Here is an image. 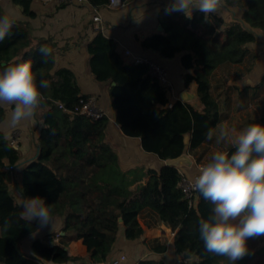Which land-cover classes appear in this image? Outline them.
Instances as JSON below:
<instances>
[{
  "label": "trees",
  "instance_id": "obj_1",
  "mask_svg": "<svg viewBox=\"0 0 264 264\" xmlns=\"http://www.w3.org/2000/svg\"><path fill=\"white\" fill-rule=\"evenodd\" d=\"M86 1L93 8L105 7L110 2ZM11 2L20 6L25 16L34 17L30 10L32 0ZM224 2L243 9L240 21L224 25L216 18L206 22L200 12L188 19L179 12L166 14L163 11L160 17L162 31L141 42L143 49L157 51L165 59L181 54L183 68L192 71L183 75L185 86L195 83L202 111L180 100L169 105L164 90L149 74L148 67L124 62L115 43L101 33L87 45L89 72L95 82L109 85L115 123L126 137L140 139L145 153L163 162L194 151L206 141L208 128L215 127L220 119L218 106L210 93L208 76L219 64L242 63L247 55L246 46L257 40L255 31L264 33V0ZM4 14L0 8V15ZM42 45L52 49L47 63L43 62L39 51ZM53 48L50 39L33 41L29 29L16 21L11 35L0 42V69L14 61L30 60L37 84L41 79L50 84L49 88L41 89L44 99L38 108L45 113L34 140L37 154L23 164L19 182L13 186L21 202L16 201L15 193L6 181L7 169L19 166L21 155L0 132V264H104L111 259L120 228L124 229V238L128 241L143 237L138 219L145 211L176 231L175 255L192 256L195 259L192 264H231L225 257L204 251L198 221L208 217L213 205L198 192L197 206L189 205L178 186L182 175L177 168L164 166L159 172L149 170L148 181L141 189L121 190L107 184L99 174L97 164L85 165L67 155L59 127L61 122L69 123L71 141L80 147L105 126L107 119L91 122L77 114L50 112L55 102L73 110L80 100L88 98L82 94L70 70L54 68ZM3 118L0 108V123ZM253 123L264 124V119L249 122ZM185 135H189L188 146L184 142ZM34 196L45 199L53 218H61L63 226L61 234L31 240L29 250L25 251L24 241L38 232L39 225L28 224L20 218L21 205L26 197ZM75 241H81L86 248V259L68 256L66 247ZM151 250L163 253L166 244L161 240L151 246ZM247 261L244 257L236 264ZM136 264L164 262L144 259Z\"/></svg>",
  "mask_w": 264,
  "mask_h": 264
},
{
  "label": "crops",
  "instance_id": "obj_2",
  "mask_svg": "<svg viewBox=\"0 0 264 264\" xmlns=\"http://www.w3.org/2000/svg\"><path fill=\"white\" fill-rule=\"evenodd\" d=\"M169 3L170 0H130L119 7L107 5L93 8L89 4L76 5L61 3L58 0H32L30 10L34 13V17H28L22 13V8L14 5L11 0H0V8L13 21L26 26L33 41L50 39L53 42L54 68L70 70L75 75L82 94L97 99L98 107L106 114L105 126L97 130L82 146L77 147L71 141L69 123L61 122L59 127L63 146L68 156L85 165L97 164L99 174L107 184L121 190L141 189L148 181V171L159 172L165 166V162L152 154L145 153L141 148L140 139L126 137L121 132L115 123V114L111 108L109 85L95 82L89 72L87 45L98 33H101L115 43L116 51L124 62L129 61V58L123 55L125 51H129L132 57L148 59L161 67L172 83L174 93L170 97V103L180 100V94L186 92L190 96L188 103L196 110L202 111V106L197 100L195 83L191 82L187 87L185 86L183 75L192 71H186L183 68L181 54L172 59H165L159 52L145 50L141 46L144 39L160 32L158 27L161 26V13L165 11ZM196 13L199 12L194 9L192 16ZM180 14L185 17L183 13ZM94 15L100 18L99 31L93 29ZM242 16L243 9L224 2L220 14H213L209 20L216 18L227 25L240 21ZM255 34L257 40L246 46L247 55L242 63L219 64L208 76L210 93L219 109L218 124L226 122L229 126L240 129L248 126L249 122L264 119V33L255 31ZM1 109L4 114L3 121H5L11 109ZM44 113L43 109L37 108L32 120L16 128L7 127L3 121L0 123V132L21 155L20 165L7 169L12 172L9 185L15 193L17 202H21L22 199L13 186L19 182L23 164L35 158L37 154L34 140L42 127ZM13 133L16 134L15 137H12ZM215 147L214 141L206 140L196 150L186 152L188 164L177 168L179 173L189 180L193 179ZM230 149H232L231 143L226 142L223 150ZM197 203L196 197L194 207ZM54 219L55 228L53 229L52 224L43 228L39 227L35 235L24 241L23 250H29L30 241L33 239L43 240L48 235L61 234L63 220ZM32 223L38 224V221L33 220ZM138 223L143 229V237L134 242L128 241L124 238V229L120 228L110 258L125 255L130 264H136L144 259L175 264L179 258L174 251L176 231L149 211L141 214ZM161 240L166 244V251L153 252L151 246ZM247 245L249 254L245 256L248 258L246 264H264V236L250 238ZM66 251L68 256L87 258L86 248L81 241L69 243ZM186 259L191 264L195 260L192 256Z\"/></svg>",
  "mask_w": 264,
  "mask_h": 264
},
{
  "label": "clouds",
  "instance_id": "obj_3",
  "mask_svg": "<svg viewBox=\"0 0 264 264\" xmlns=\"http://www.w3.org/2000/svg\"><path fill=\"white\" fill-rule=\"evenodd\" d=\"M223 6L224 0H170L165 13L180 12L191 19L195 9L210 22ZM13 22L7 13L0 15V42L11 35ZM39 51L47 63L51 47L42 45ZM49 86L43 79L37 84L30 60L14 61L0 69V108L11 109L4 125L16 128L32 120L44 99L41 89ZM205 137L216 147L200 166L192 188L213 207L207 218L198 221L199 238L205 252L236 264L249 254L247 241L264 236V124L237 129L221 122L209 127ZM226 142L231 143L230 152L223 150ZM20 218L28 224L36 220L41 228L56 226L41 196L24 199Z\"/></svg>",
  "mask_w": 264,
  "mask_h": 264
},
{
  "label": "built area",
  "instance_id": "obj_4",
  "mask_svg": "<svg viewBox=\"0 0 264 264\" xmlns=\"http://www.w3.org/2000/svg\"><path fill=\"white\" fill-rule=\"evenodd\" d=\"M58 1L61 3L64 2L74 3L76 5L88 4L86 0H58ZM121 5L122 3L120 0H110L109 2V6L111 7H119ZM92 21L95 24V26L93 27L94 31H99L100 18L98 17V15H94L92 17ZM123 55L129 58L128 61L129 64H134V65L144 64L148 67L149 74L158 81L159 85L165 92V95L169 101V105H171L172 103H170V97L174 93V88L172 86V83L168 79L166 72L161 67L155 65L154 63H152L151 61H149L144 57H132L129 51H125ZM50 112H57L59 114L67 113L70 115L77 114L83 116L85 119L91 122H95L106 117L105 112L98 107L97 100L95 97H88L85 100H80L79 104L76 107H74L73 110H67L64 107V105H62L59 102H55V105L50 110ZM15 135L16 134L13 133L12 137H15ZM197 175H195L191 180L182 176L178 185L179 188L184 193L185 198L188 200L189 205L192 207H194L196 193H197V191H195L192 188V182L194 181ZM104 264H130V263L128 262L125 255H120L117 258L109 259ZM175 264H191V263L185 257H179L176 260Z\"/></svg>",
  "mask_w": 264,
  "mask_h": 264
},
{
  "label": "water",
  "instance_id": "obj_5",
  "mask_svg": "<svg viewBox=\"0 0 264 264\" xmlns=\"http://www.w3.org/2000/svg\"><path fill=\"white\" fill-rule=\"evenodd\" d=\"M158 30L161 32L162 28L161 26L158 27ZM182 94L185 95L186 99H184L183 101L181 100V96ZM180 101L182 102H188V100L190 99V96L186 93V92H182L179 96ZM184 142L185 144L188 146L189 145V135H185L184 137ZM13 148H15V146H13ZM188 164V159L187 156L185 154H182L180 157L176 158V159H172V160H167L165 161V166L167 167H175V168H179L183 165ZM11 170L7 171L6 173V181L9 183L11 181ZM119 222H121V220H119ZM186 258H189V255L185 256Z\"/></svg>",
  "mask_w": 264,
  "mask_h": 264
},
{
  "label": "rangeland",
  "instance_id": "obj_6",
  "mask_svg": "<svg viewBox=\"0 0 264 264\" xmlns=\"http://www.w3.org/2000/svg\"><path fill=\"white\" fill-rule=\"evenodd\" d=\"M97 100V99H96Z\"/></svg>",
  "mask_w": 264,
  "mask_h": 264
}]
</instances>
